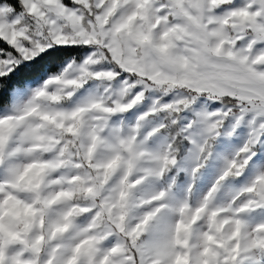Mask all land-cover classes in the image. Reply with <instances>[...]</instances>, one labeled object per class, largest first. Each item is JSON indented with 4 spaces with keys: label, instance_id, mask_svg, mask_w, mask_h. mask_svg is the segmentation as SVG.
I'll use <instances>...</instances> for the list:
<instances>
[{
    "label": "rangeland",
    "instance_id": "374dc122",
    "mask_svg": "<svg viewBox=\"0 0 264 264\" xmlns=\"http://www.w3.org/2000/svg\"><path fill=\"white\" fill-rule=\"evenodd\" d=\"M20 1L0 76L88 49L0 107V264H264V0Z\"/></svg>",
    "mask_w": 264,
    "mask_h": 264
},
{
    "label": "trees",
    "instance_id": "16d2710c",
    "mask_svg": "<svg viewBox=\"0 0 264 264\" xmlns=\"http://www.w3.org/2000/svg\"><path fill=\"white\" fill-rule=\"evenodd\" d=\"M5 2L10 8L15 11H22L23 6L20 0H1ZM65 3H71L69 0H63ZM87 46L75 44H55L29 60H18L17 65L6 75L0 76V107L9 103L11 92L15 88H22L25 84L40 76L43 73H54L58 70L59 65L65 60H80L82 55L87 51ZM0 54L19 58L15 50L9 46L4 40L0 38ZM225 99V98H224ZM165 125V122H164ZM163 125V132L166 136V141L170 148L176 150L178 147V137L172 138L170 131H165ZM173 139V140H171ZM214 182L216 185L219 181L217 178ZM213 187V185H212Z\"/></svg>",
    "mask_w": 264,
    "mask_h": 264
}]
</instances>
